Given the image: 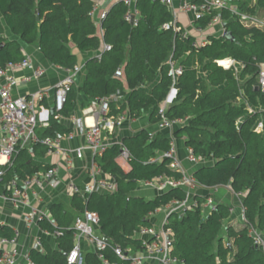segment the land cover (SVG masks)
Segmentation results:
<instances>
[{
  "label": "trees",
  "instance_id": "16d2710c",
  "mask_svg": "<svg viewBox=\"0 0 264 264\" xmlns=\"http://www.w3.org/2000/svg\"><path fill=\"white\" fill-rule=\"evenodd\" d=\"M92 5L93 0H0V67L24 58L25 43L37 45L51 64L73 68L77 55L72 47L79 52L95 51L101 49L103 41L111 49L102 52L99 60L93 56L86 61L85 78L77 90L98 101L116 93L122 95L127 88L126 102L116 108L115 102L110 101L108 115L127 109L130 117L149 114L150 121L155 122L157 107L171 84L167 60L172 56L183 71L167 116L186 119L174 134L185 138V145L194 155L213 159L212 163L195 168L192 176L208 189L228 186L232 192H243L246 220L264 231V132L252 128L258 117L264 120V93L255 89L258 65L264 62V28L245 27L223 12L225 30L234 39L209 35L206 44L194 45V36L162 28L171 15L160 0L137 1L141 17L136 26L123 18L127 7L117 1L102 20L101 40L91 19ZM239 5L248 11L256 7L264 17V0H256L255 7H248L246 0ZM1 18L16 38L3 36ZM209 19L205 16L196 25L204 28ZM226 58L243 64L238 78L233 68L224 69L216 63ZM117 68L122 70L121 78L113 77ZM148 82H155L149 91L140 88ZM245 100L258 109L249 113ZM74 107L72 87L62 109L50 111L48 126L36 128L38 137L55 138L70 133L71 129L59 118L68 116ZM122 145L130 154L128 171L116 162ZM168 149V138L146 129L108 145L94 161L114 179L116 190L73 194L68 204L59 200L51 203L49 218L39 220L38 226L49 233L61 232L55 237L57 246L53 248L42 239L41 248L29 249V259L34 264H67L66 254L73 244V222L84 210H90L96 213L98 230L108 243L99 252H83L82 264H128L129 260L115 254L114 247L141 252L142 242L134 235L141 227L151 225L150 215L173 200L185 198L180 187L151 197L135 192L142 181L160 176L181 177L169 168L170 157H158ZM46 152L45 145L36 143L18 148L0 164V195L5 193L4 185L9 180L51 168L40 161ZM194 199L199 203L205 200L198 196ZM229 217V207L224 203H218L208 213L200 206L187 210L182 217L170 213L173 254L186 264H264V250L253 243L245 226L236 228L229 224ZM15 236L12 226L0 223V237Z\"/></svg>",
  "mask_w": 264,
  "mask_h": 264
},
{
  "label": "built area",
  "instance_id": "2783aa9c",
  "mask_svg": "<svg viewBox=\"0 0 264 264\" xmlns=\"http://www.w3.org/2000/svg\"><path fill=\"white\" fill-rule=\"evenodd\" d=\"M121 1L126 7V12L123 18L131 25L136 26L141 14L136 7L138 0H117ZM102 0H93L92 9L90 11L91 19L97 28V33L101 40L103 37L102 20L106 17L108 9L101 6ZM171 15V20L162 25L163 29L172 30L173 32L182 31L183 36L192 35L195 38L194 45H204L208 42V38L204 35L205 31L217 27L218 34L221 36L225 31L224 20L222 13L227 12L231 18L237 19L245 27L264 28V17L258 13L255 4H249L248 7H255L253 11H248L240 8L238 0H178L175 4L174 0H160ZM180 15H184L191 30L182 29L180 24ZM205 16H210L206 27L196 25V22ZM195 24V25H192ZM111 46L102 41V49L95 53L97 60L101 58L102 52L109 51ZM226 62L223 63V62ZM169 69L167 75L170 77L171 84L169 90L157 107L158 126L160 130H169V149L163 154V157H170L171 162L169 168L179 172L181 177L178 179L169 177H157L149 181H142L138 185V189H150L157 193H161L169 188L180 187L185 192L183 200H173L167 205L158 208L163 209L164 216L160 225L141 227L134 235L139 238L143 245V250L147 256L155 258L160 264H186L183 259L173 254V233L169 226L168 215L177 213L178 217H182L189 209H194L198 206L202 211L210 212L216 206L211 197H206L202 203L194 199V194L199 189L205 187L200 184L191 173H188L182 166L181 162L176 158L175 137L172 130L185 124L186 119L169 118L168 110L176 97V82L178 76L182 73L183 67L172 56L167 60ZM216 63L224 69L233 68L236 77H239L243 69V64L226 58L217 60ZM64 71V76L58 80L51 88L47 90H36L26 96L14 95L15 89L23 86L31 81L42 78L45 73V67L33 64L28 56H24L19 61L8 62L5 66L0 67V160L4 157L5 162L18 148H29L31 145L41 143L47 147L48 153L59 154L68 166L72 165L71 157L61 149H59L55 138L45 137L40 139L36 133L38 124H46L49 118V112L54 110L58 112L62 109L68 92L71 90L74 79L80 71L78 65L73 68H61ZM28 70L27 73H24ZM114 77L121 78L122 70L117 68L114 71ZM256 85L261 92L264 93V62L258 65L256 73ZM242 83V82H241ZM51 91L53 96L52 107L47 109L42 106L41 102L46 98L48 92ZM122 97L119 93L110 95L109 97L100 100H92V107L89 108L94 119L93 123L87 125L80 118L74 119V125L84 136V143L74 150V155L78 159H82L84 152L90 153V163L88 166V175L90 183L84 188L75 183H70L68 191L73 194H84L90 192H113L116 190L114 179L107 176L101 171L99 166L94 161L96 156L102 154L104 149L110 145L103 139L104 130H112L114 126L122 119L114 118L109 114V102L118 100ZM245 105L249 113H254L258 107L251 106L247 100ZM98 106L96 109L95 107ZM55 117H58L56 115ZM256 132H264V120L260 116L254 122L252 127ZM118 158L123 164H128L130 154L123 145L120 148ZM187 160L196 167L201 164L212 163V158L194 155L191 148H187ZM5 162H1L3 164ZM59 179L57 178V169L51 167L45 171L35 172L31 176L23 179L13 178L4 185L5 193L2 195L5 199L13 204H23L27 206V211L23 217L26 228L31 229L38 224L42 218H49L46 208L37 206V201H40V192L46 186L56 188ZM234 196L239 200V208L242 212L243 226L246 227L248 234L251 236L253 243L260 246L264 250V231L255 227L248 222L244 215V206L242 203L244 193L233 192ZM157 209V210H158ZM156 210V211H157ZM155 211V212H156ZM231 211V209H229ZM152 215V214H151ZM98 227V218L96 213L90 210H84L78 215L72 225L73 228V244L66 254L67 264H82V254L84 244L89 245L91 251L99 252L107 246L108 241L96 233ZM16 232V231H15ZM54 237L61 235L60 231L51 233ZM16 244V236L8 239L0 237V264H34L29 259V250L19 252L14 245ZM40 239H36L33 243L34 248H41ZM115 254L121 259L129 260L128 264H141L143 258L133 255L130 249L122 250L120 247H114ZM99 257L103 258L99 253ZM115 264V263H113Z\"/></svg>",
  "mask_w": 264,
  "mask_h": 264
},
{
  "label": "crops",
  "instance_id": "0c3cea01",
  "mask_svg": "<svg viewBox=\"0 0 264 264\" xmlns=\"http://www.w3.org/2000/svg\"><path fill=\"white\" fill-rule=\"evenodd\" d=\"M238 1L242 2L244 0H238ZM246 1H247V5L256 3V0H246ZM115 2H117V0H102L101 6L109 8ZM174 2L175 4H178V0H174ZM258 13L261 17H263L262 14L259 12V10ZM1 22L4 28L3 36L8 39L16 38L10 33L7 26H5L2 18H1ZM179 22H180L179 25L182 27V29L191 30L190 24H188V20L184 15H180ZM217 29H218L217 27L208 29L205 31L204 35L207 38L209 35L216 36L218 34ZM72 50L77 55V65L80 67V71L75 76L74 84L72 86L74 89L75 107L68 116L59 118V121L62 124H64L66 127L71 129V132L68 133L67 135L55 137L59 149L66 152L71 157L70 159L72 165L68 166L67 163L62 159V157L56 153L46 152L44 157L40 158V161L48 164L49 166L51 165V167H55L57 169V178L60 181L56 188H52L46 185L40 192L41 200L37 201L36 205L46 208L47 212H48V206L55 201L59 200L65 202L66 204L69 203L70 197L72 196L68 191V186L70 183L78 184L82 188H84L88 183H90V178L88 175L89 172L88 166L91 159L90 153L88 151H85L82 159L76 158L73 153L76 148H78L84 143V136L82 132L77 127H75L74 119L80 118L81 120H84V122L87 125L92 124L94 121V119L91 116V113H89V108L92 107L91 104L93 99H90L83 93L79 92L77 88L85 78L86 61L89 58L93 57L95 53L98 52L99 50L79 52L73 47ZM22 53L24 54V56H28L32 60L33 64H38L45 67L46 73L42 78L31 81L15 89L14 95L26 96L29 93L34 92L36 90H47L51 88L58 80L63 78L64 71L60 67L48 62L40 52L39 47L37 45H29L22 43ZM27 72L28 70H26L24 73ZM113 77H114V73H113ZM154 83L155 82H148L144 85H141L140 88L149 91ZM128 92H129L128 89L125 88V93L122 94V97L118 100H113L115 102L116 108H118L121 104L126 102ZM52 101H53V96L51 94V91H49L46 98L41 102V104L43 107L50 110L52 107ZM95 108L97 109L98 106H96ZM109 113H110V109H109ZM111 116H114V118L116 119L122 117V119L114 126V128L111 131L107 129L104 130L103 139L105 142L109 144H112L114 142H120L122 138L126 136H132L141 129H146L148 132L152 133L153 135L160 133L164 137L169 138V134H170L169 130L167 129L160 130L158 126V121L151 122L149 119V114H143L133 118L130 117L128 110L125 109L121 113H116ZM47 126H48V120L46 124H38V128H45ZM177 128L179 127H176L174 128V130H172V134L175 137L176 158L178 161L181 162L183 168L188 173L192 174L193 170L198 166L196 167L192 166L187 160L186 156H187L188 147L184 143L185 138L177 137L174 134ZM163 154L164 153H160L158 157L159 158L163 157ZM2 162H5V160H3ZM116 162L124 171L129 170V163L126 165L123 164V162H120L118 155L116 157ZM135 192L136 194L146 197H151L153 195L158 194L154 190H150V189L144 190L140 188L139 189L137 188ZM101 193H105V192H101ZM195 196L204 197V198L211 197L216 205L218 203H224L228 205L229 209H231L230 211L231 220H229L228 223L236 228L243 226L242 212L238 205L239 200L234 196L233 192L230 190L228 186H220L213 189H208V188L199 189L198 191L195 192L194 197ZM26 211H27V206L23 204H13L7 199H5L2 195H0V223L8 224L12 226L16 231V244L14 245V247H16L19 252L23 253L28 251L31 247H33V243L36 239H40V240L45 239L51 247L55 248L57 246L55 237L51 235V233L40 229L38 224L31 229L26 228L23 220ZM203 212L207 213L205 211ZM163 216H164L163 209H158L156 212L152 213V215H150L149 217L151 220V224L159 226ZM96 233L98 235H101V233L98 230V227L96 228ZM83 248H84L83 252L91 251V248L87 244H84ZM133 255L141 256L143 258L141 264H160L155 258L147 256L144 252H134Z\"/></svg>",
  "mask_w": 264,
  "mask_h": 264
},
{
  "label": "water",
  "instance_id": "95a60500",
  "mask_svg": "<svg viewBox=\"0 0 264 264\" xmlns=\"http://www.w3.org/2000/svg\"><path fill=\"white\" fill-rule=\"evenodd\" d=\"M35 12L37 13V9L35 10ZM221 36H223L224 38L229 39L231 41L234 39L233 36L231 35L230 31H227V30H225ZM255 89L258 90L259 88L256 87ZM205 165L206 164L199 165V166H205Z\"/></svg>",
  "mask_w": 264,
  "mask_h": 264
},
{
  "label": "rangeland",
  "instance_id": "374dc122",
  "mask_svg": "<svg viewBox=\"0 0 264 264\" xmlns=\"http://www.w3.org/2000/svg\"><path fill=\"white\" fill-rule=\"evenodd\" d=\"M108 136H110V135H108ZM229 220H231V217H229V218L227 219V222H228ZM221 234H224V229H222Z\"/></svg>",
  "mask_w": 264,
  "mask_h": 264
},
{
  "label": "bare ground",
  "instance_id": "6f19581e",
  "mask_svg": "<svg viewBox=\"0 0 264 264\" xmlns=\"http://www.w3.org/2000/svg\"><path fill=\"white\" fill-rule=\"evenodd\" d=\"M3 160H5V158L3 157L0 161L2 162Z\"/></svg>",
  "mask_w": 264,
  "mask_h": 264
}]
</instances>
